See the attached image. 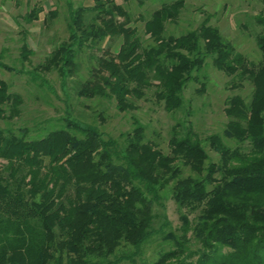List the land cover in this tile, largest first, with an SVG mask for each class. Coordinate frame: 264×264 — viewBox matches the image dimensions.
<instances>
[{"label":"trees","instance_id":"obj_1","mask_svg":"<svg viewBox=\"0 0 264 264\" xmlns=\"http://www.w3.org/2000/svg\"><path fill=\"white\" fill-rule=\"evenodd\" d=\"M91 1L71 11L67 40L38 65L58 70L64 80L80 54L119 38L114 53L89 56L95 64L79 95L112 99L124 112L135 108L132 98L153 87L172 113L207 58L219 72L248 80L252 93L247 101L240 95L226 99L221 135L202 142L191 125L184 133L174 128L167 154L145 140L137 120L120 134L121 143L70 118L40 138H28L26 128L0 127V264H264V14L256 36L262 61L249 67L207 22L164 37L182 0L163 4L144 23L147 46L122 5ZM0 68L10 69L1 61ZM20 105L0 78V119L6 110L7 118L16 117ZM168 195L180 225L172 230L164 218L156 229L153 206ZM154 237L160 238L156 257L147 261L143 247Z\"/></svg>","mask_w":264,"mask_h":264},{"label":"rangeland","instance_id":"obj_2","mask_svg":"<svg viewBox=\"0 0 264 264\" xmlns=\"http://www.w3.org/2000/svg\"><path fill=\"white\" fill-rule=\"evenodd\" d=\"M115 1L129 12L133 20L130 26L136 28L142 45L147 46L151 40L144 32V23L163 4L176 0ZM182 2L178 18L165 23L164 37L185 35L207 22L219 30L223 39L233 46L235 53L241 55L249 67L262 61L256 36L262 31L257 18L264 14V7L258 0ZM91 5V0H0V61L10 68H0V78L8 86V92L21 99L16 117L7 118L6 110L5 118L0 119L2 129L16 132L19 128H26L28 138H40L49 130L64 125V120L70 118L81 125L95 127L105 138L111 137L121 143L120 134L133 130L137 120L144 126L145 140L167 154V141L174 128L184 133V129L191 125L203 142L210 135L222 134L227 122L224 108L228 97L240 95L249 100L252 84L246 79L239 81L219 72L210 58L205 59L199 72L194 73V80L183 90L181 108L172 113L166 112L163 103L156 100L153 87L146 90L143 98H132L135 108L124 112L116 109L112 99L79 95L81 85L90 78L95 64L89 56L99 58L105 52L114 53L118 49L119 38H106L94 49L80 54L74 73L64 80L58 70L46 72L38 65L43 64L49 54L67 40L71 11ZM32 11L36 18L28 20ZM121 21L122 18H118V22ZM203 144L210 159L216 160L217 155L207 143ZM4 163L0 160V164ZM183 170L185 175L189 173L188 169ZM153 213L156 229L164 218L172 230L180 225L179 210L169 195L160 206H153ZM158 242L160 238L154 237L143 247L144 259L152 261L156 257ZM196 259L194 257L193 261Z\"/></svg>","mask_w":264,"mask_h":264}]
</instances>
